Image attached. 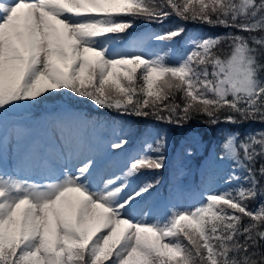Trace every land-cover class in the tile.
<instances>
[{
	"label": "snow or ice",
	"instance_id": "6c2138e0",
	"mask_svg": "<svg viewBox=\"0 0 264 264\" xmlns=\"http://www.w3.org/2000/svg\"><path fill=\"white\" fill-rule=\"evenodd\" d=\"M173 16L225 31L193 37L174 64L113 47L137 21ZM68 93L117 117L247 126L222 130L209 157L236 187L154 217L159 176L134 182L165 169L166 133L97 182L98 165L128 151L127 135L104 141L107 121L74 113L38 127L13 118ZM10 154L37 178L6 171ZM0 264H264V0H0Z\"/></svg>",
	"mask_w": 264,
	"mask_h": 264
},
{
	"label": "trees",
	"instance_id": "16d2710c",
	"mask_svg": "<svg viewBox=\"0 0 264 264\" xmlns=\"http://www.w3.org/2000/svg\"><path fill=\"white\" fill-rule=\"evenodd\" d=\"M179 26L185 27L186 31L183 36L171 43H157L148 39L165 56L168 63L174 64L178 61L179 56L182 54L184 42L198 35L222 34L225 31L222 28L209 29L206 26L201 28L194 24H184L183 21L173 16L163 24L148 23L142 20L137 21V26L126 33L131 32L138 36L145 32L150 35L164 34ZM169 49H172V51H169ZM41 99L43 100V97ZM23 110H27L29 116L37 118L43 117L45 114L54 115L57 112L61 113L64 110L67 113H74L84 117L102 118L108 122L106 127H109L110 130L114 131V126L119 125L121 133H124V131L129 132L130 151L137 149L138 146H141L140 149L143 148L145 151L146 144L151 143L154 146L161 133H166L167 149L164 154L167 157V164L165 169L162 172L146 171L142 175V177L146 175L147 180H154L159 176L160 183L157 188L153 189L152 193L156 192L161 195L160 197L163 200L159 202H162V204L171 200L169 196L171 195L172 186L175 184H178L177 186L175 185L178 189L177 194H187L189 197H192L191 201L195 200L196 196L194 197V193L201 195L207 191H222L227 188L236 187V185L222 183L223 177L228 172L227 165L220 168H210L208 166L209 157L213 150L216 152L220 151V145L225 139L223 133L239 131L243 134L247 126L236 128L231 125L220 124L216 128H210L201 123L200 120L202 118L198 117L183 127H174L165 123H157L152 119L138 120L134 117H117L112 113L101 112L91 102L79 99L71 93L63 96L52 94L50 99L44 103ZM122 120L127 121L128 124L122 123ZM117 133L113 134L117 136ZM121 133L119 132L120 135H123ZM135 138L137 141L133 142ZM186 149H190L193 155L186 156ZM198 200L202 201L203 199ZM153 202L155 204L159 203L157 201Z\"/></svg>",
	"mask_w": 264,
	"mask_h": 264
},
{
	"label": "rangeland",
	"instance_id": "374dc122",
	"mask_svg": "<svg viewBox=\"0 0 264 264\" xmlns=\"http://www.w3.org/2000/svg\"><path fill=\"white\" fill-rule=\"evenodd\" d=\"M145 37H146V35H143L139 41L143 40ZM139 41H137V43L135 45V49H136L137 52H141L144 55H151L152 57L160 55L159 53L155 52L156 48L153 45H151L148 42V40H144L143 44L138 43ZM146 44H148L149 48H146ZM184 45L186 47H188V49L190 50L191 46L187 42H184L183 46ZM114 48L122 49L121 45H116ZM66 113H67V111H64L61 114H55L56 116H54V118H48L45 122L51 121V120L57 118L58 116L64 115ZM20 122L26 124L25 120H23V119L20 120ZM122 123L128 124V122L125 121V120H122ZM105 132H106L105 131V127H103L101 129L100 134H101V137H102V139L104 141H110V140L118 138V136H114V134L109 135V134H106ZM140 148H141V146H138V148L135 149L134 151H130L129 150L130 152L127 151L126 153L122 154V156H120V157H116V158L111 159V160L102 161L98 165V168H97L95 176H94V180H96L98 182L101 177H107V176L113 175L114 173L120 171L121 168L124 166L123 162L127 160L128 155L130 153H132V152H135L136 154H142L143 153V150H142L143 148L142 149H140ZM69 167H71V164H70ZM5 169L8 172H15V175L17 176V178H23L25 176H28V177H30L32 179H36L37 178L31 172L20 171L19 169H17L16 168L15 157L12 156L11 154L7 158V161H6V164H5ZM140 182H141V180L138 179L134 183L138 185V183H140ZM175 185H178V184H175ZM175 185H173L172 187H174ZM175 189L176 188L172 189L171 195L169 196V198L172 201L170 200V201L164 202L162 204V202H159V201H162L163 199L161 197H159V199H158L159 201L155 200V201L159 202L158 204L149 206V208H151V210H152V214H153L154 217L155 216H159L160 218L165 217L167 215V213H168V210H169L170 206H175L179 210V209H186V208H194L195 205L203 203L202 199H203V195L205 194V192H203L201 195L200 194L198 195L197 193H194V197L195 196L197 197V198L195 197V200H194L195 202H194V201H191L192 197H189L187 194H176L175 193ZM207 192H210V191H207ZM173 193H174V196L172 195ZM198 199H200L202 201H199ZM149 203H150V200H149Z\"/></svg>",
	"mask_w": 264,
	"mask_h": 264
},
{
	"label": "bare ground",
	"instance_id": "6f19581e",
	"mask_svg": "<svg viewBox=\"0 0 264 264\" xmlns=\"http://www.w3.org/2000/svg\"><path fill=\"white\" fill-rule=\"evenodd\" d=\"M138 35L137 34H134V33H125L124 34V39H125V42H130V41H135V40H138ZM122 40H124L123 39V37L121 38ZM114 130L115 131H118V133L120 132L121 133V131H120V126L119 125H115L114 126ZM128 130V129H127ZM128 131H124V133H121V134H123V135H127V137L129 136L128 135ZM135 141H137V139L135 138V139H133V142H135ZM227 168V167H226ZM228 169V168H227ZM227 169H225V170H227ZM159 194H157L156 192H153V193H151V196L150 197H148L149 199H151V200H153V201H155V200H158L159 199V197H160V195L158 196ZM159 201V200H158Z\"/></svg>",
	"mask_w": 264,
	"mask_h": 264
}]
</instances>
